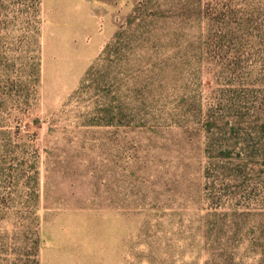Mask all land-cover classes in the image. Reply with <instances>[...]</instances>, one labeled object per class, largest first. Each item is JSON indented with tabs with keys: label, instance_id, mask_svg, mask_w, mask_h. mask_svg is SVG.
Wrapping results in <instances>:
<instances>
[{
	"label": "rangeland",
	"instance_id": "374dc122",
	"mask_svg": "<svg viewBox=\"0 0 264 264\" xmlns=\"http://www.w3.org/2000/svg\"><path fill=\"white\" fill-rule=\"evenodd\" d=\"M262 126L264 0H0V264H264Z\"/></svg>",
	"mask_w": 264,
	"mask_h": 264
},
{
	"label": "trees",
	"instance_id": "16d2710c",
	"mask_svg": "<svg viewBox=\"0 0 264 264\" xmlns=\"http://www.w3.org/2000/svg\"><path fill=\"white\" fill-rule=\"evenodd\" d=\"M210 121V120H209ZM214 124H213V122L211 121V124H210V122H207L206 124H205V129L207 130V131H209V129L213 126ZM262 129L264 130V126H262Z\"/></svg>",
	"mask_w": 264,
	"mask_h": 264
}]
</instances>
